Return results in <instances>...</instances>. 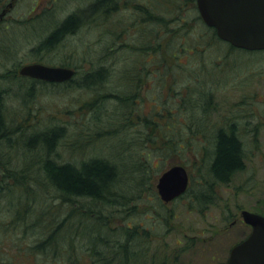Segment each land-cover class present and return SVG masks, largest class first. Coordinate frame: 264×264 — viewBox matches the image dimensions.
<instances>
[{"label": "rangeland", "instance_id": "obj_1", "mask_svg": "<svg viewBox=\"0 0 264 264\" xmlns=\"http://www.w3.org/2000/svg\"><path fill=\"white\" fill-rule=\"evenodd\" d=\"M87 1L18 0L13 7L12 15L19 19L20 31L15 42L18 51L14 59L4 58L5 62H65L75 68L104 67L107 75L98 83L85 85L79 73L65 85L52 86L35 85L24 77L13 76L11 72L0 73V95L6 121L4 128H0V137L3 136L0 139V186L5 187L0 194V264L55 263L52 257L45 259L40 253L31 254L30 250H26L38 239L44 238L50 230H42V227L35 225L21 231L17 220L13 218L17 200H24L19 208L25 212L31 208L34 212L46 210L48 205L54 203L59 215L63 216L69 205L65 201L54 202L56 194L51 186H38L31 177H27L21 184L23 191L19 187L13 192L7 188L12 183L7 175L8 170L32 168L36 160L38 162L41 156L42 159L44 157L42 149L39 151L38 141L36 147H31V151L27 150V138L33 134L39 135L49 127H61L63 135L57 139L54 149V153L58 154L57 160L77 162L94 154L112 158L111 153L120 150L122 142L121 133L115 130L120 129L122 123L128 122L132 126L127 137L131 144L130 155L137 159L136 163L141 164L131 171V178L136 180L128 183L131 190L127 193L128 197L121 200L125 204V212L119 211L120 208L123 209L122 206L117 210L115 205L82 200L80 197L76 198L75 206L80 210L90 207L95 211H102L100 216L108 218L103 223L112 229L126 224H139L137 233L148 235L152 245L159 244L162 248L174 251L177 261L173 264H225L230 247L250 232V227L241 221L240 211L246 209L264 215V54L242 51L239 56L235 52L223 60V45L219 43L208 46L207 43L204 53L185 56L186 52L182 55L177 49L181 41L191 44L196 38V46L205 44L204 39L196 37L202 33L199 24L190 22V26L181 27L174 36L168 31L164 33L166 29L157 26L154 34L157 21L148 20L149 24L137 22L140 21L137 11L139 4L151 5L153 15L164 18L160 25L169 24L166 20L174 18L178 8L174 4H170V8L157 4L153 6L152 4L160 3L152 1L151 4L147 0L128 1V11L133 22L128 28L122 25L109 26L113 19H123L126 12L123 9L117 12L106 11L112 2L108 0L95 12V19L87 17L86 24L76 32H69L51 48L44 47L42 41L48 36V32L39 31V27L44 23H54L53 19L59 20L56 24H61L69 13ZM181 13L188 14L186 11ZM186 28L190 33L184 40L182 36ZM172 36L170 42L169 38ZM186 50L189 51L188 48ZM174 56H179L178 60L173 61ZM128 70L138 78L137 82L131 83L127 79L129 75L125 73ZM20 81L21 84H18ZM186 86L190 92L184 94V100L178 105L181 95L179 90L185 93ZM29 90L32 94H28ZM123 90L135 94L138 100L136 108V103L133 106L125 105L114 97L113 94ZM176 94L177 97L171 96ZM190 94L194 95L195 101H192ZM166 106L180 114L205 115L206 124L201 128L203 134H199V138L191 137V142L186 139L189 134L181 136L185 147L178 148L173 142L170 145L164 140V136L162 140L156 136L155 131H151L148 138H145L147 147L142 148L140 135L132 129L133 124H138L139 116H148L157 107ZM169 108L165 110L166 114H163L162 119L168 115L167 112L173 113ZM90 109L99 116L97 120L92 117ZM173 118L179 119L172 115L169 120ZM173 122L175 121L170 123ZM228 122L235 127L244 142L243 169L234 173L227 183H217L215 191L208 198L213 203H202L204 210L201 213L191 210L194 206L190 203L192 196L163 202L156 188L160 174L173 164H183L189 175L198 177L196 150L201 143L199 140L204 141L203 157L207 155V161L212 159L214 136L219 129L227 128ZM27 133L26 137L19 136ZM85 134L90 137L84 138ZM8 135H12L9 144L18 148L16 155L13 153L14 149L11 150L2 141ZM78 140L82 144L88 140L84 151L75 150ZM176 141H180V138L177 137ZM127 153L129 154L128 151ZM40 179L45 180L42 176ZM27 184L32 186L26 190ZM133 184L134 187L131 186ZM191 186L190 192H193L196 188ZM32 189L33 193L37 192L36 200L19 195ZM134 194L136 195L132 197ZM238 212L239 220L235 225L229 226ZM97 229L101 232L104 228L101 225ZM184 237L193 238L195 244L185 254H181L178 249L187 244ZM63 249L62 256L67 259L64 253L66 248ZM151 249L149 254L153 255L154 246ZM67 253L69 255L68 250ZM161 253L159 250L157 254ZM203 257L209 261L204 263L207 259ZM84 260H88L85 254ZM161 262L162 259L158 256L153 264Z\"/></svg>", "mask_w": 264, "mask_h": 264}, {"label": "trees", "instance_id": "obj_2", "mask_svg": "<svg viewBox=\"0 0 264 264\" xmlns=\"http://www.w3.org/2000/svg\"><path fill=\"white\" fill-rule=\"evenodd\" d=\"M147 1H151V4L152 1H154V3H160L152 4L153 6L157 4L164 8L166 6V8H170L168 6L174 4L175 7L178 8L177 15L174 18L166 20L170 22L169 24L164 23L160 25V23L164 22V18L159 15H153L150 9L151 5L141 7V22L149 24L150 22H147L148 20H163V22L160 21L155 24L154 34L157 31V26H161V29L163 30L166 29L164 30V33L168 31L174 36L181 27L190 26V22H193L194 24L196 23V25L199 24L202 33L196 35V37L197 39H204L203 42L205 44L200 47L196 46V38L191 44H188L186 41H181L177 45V49L182 55L186 52L187 54L185 56L204 53L206 52L205 46H207V43L208 46L219 43L223 45L225 49V53L222 57L223 60H226L235 52L239 53V56H241L242 51L264 54V50L246 51L239 49L238 51L237 48L219 39L215 30L207 27L202 21L194 0ZM182 11H186L188 14H182ZM72 20L73 17H67L61 24V29L69 27ZM170 27L171 29L169 30L168 28ZM189 33V29L186 28L184 30V35L182 36L184 40H186V36ZM54 35L55 33L49 36V39L51 40ZM173 36L169 38L170 42ZM186 48H188L189 51H187ZM178 57L179 56H174L172 58L173 61L176 59L178 60ZM166 68H168V66H166ZM105 71L106 69L104 67H97L94 72L83 74L81 80L85 85L98 83L106 77L107 72ZM184 88L185 93L182 90H179L181 95L179 99L180 103L178 105L184 100V94L190 92L188 86ZM31 90L28 91V94H32ZM203 91L206 92L205 90ZM126 94H130L131 96L126 97ZM113 95L123 104H130L133 106L136 103L135 108L137 107L138 100L136 96H134L135 94H131L129 90H123L120 93ZM171 96L177 97V94ZM190 98L192 101H195L194 95L190 94ZM1 104L2 101L0 99V105ZM167 108L169 107H157L156 111L148 114V116H139L137 120L138 124H133L132 129L134 130V133L140 135L139 137L141 139L142 148L147 147L145 138H148L151 131H155L156 136L160 137L162 140L164 136V140H167L169 144L173 142L174 146L176 144L178 148L185 147V144L182 142L184 138L181 136L189 134L186 139H189L191 142V137L193 138L195 136V138H199V134H203L201 128L203 129L206 124L205 115L195 116L193 113L180 114L171 107L169 109H171L173 113H171V111L167 112L168 115L165 116V119H162L163 114H166L165 110H168ZM90 113L96 120L99 118V116L95 115L93 109H90ZM172 115L178 116L179 119L173 118L169 120ZM172 120L175 122L170 123ZM5 124V118L0 115V128L3 129ZM121 125L122 127L120 129L115 130L116 132L121 133V149L117 152L111 153L112 158L109 156L94 154L88 158H81L77 162L57 160L56 158L58 154L54 153V149L58 141L57 139L61 138L63 135L61 127H49L39 133V135L33 134L30 135V138L28 137L29 139L27 138L29 141V145L26 143L27 150H30L33 146L36 147L35 144L37 143L36 141H38L40 150L42 149V153L44 154L43 159L41 156L39 158L40 160L37 162L36 176L32 178L33 183H36L38 186H42V184L49 187L51 186L50 188H52V191L56 194L54 202L65 201L69 204L65 216H63L61 211L60 213L62 215H59L58 208L54 203L48 205L46 210L41 209L40 211L34 212L31 208L30 211L25 212L19 208V204H22L24 201L19 197L20 199L17 200L18 204L14 207L16 209L13 212V218L17 220L16 223L18 227L22 229L21 231L27 230L29 226L34 227L35 225L42 227V230H50L47 231L44 238L38 239L36 243L27 247L26 250H30L31 254L40 253L45 259L52 257V259L55 260L54 264H153L155 258L158 256L162 259L160 264H173L177 261L174 251H169L166 247L162 248L159 244L152 245L148 239V235L144 233L145 236H142L143 233H137L136 230L139 229V224L133 225L130 228L128 227V224H126L125 226H118L116 229H112L109 225L103 223V221L108 220V218L100 216L102 215V211H95L90 207H84L83 210H80L79 207L75 206L77 203L76 198L80 197L82 200L89 199L91 202L99 201L103 204L109 203L110 206L115 205L117 210L122 206L123 209L120 208L119 211L125 212V204L122 203L121 200L128 197L127 193L131 190L128 183H134L131 180H136L135 178H131V171L135 170L136 165L141 163H136L137 159L130 155L131 144L127 137H129L132 126H130L129 122L122 123ZM226 126L227 128L219 129L214 136V152L212 159L207 161V155L205 158L203 157V150H205V147L202 142L204 141L199 140L201 143L199 144V149L196 150L199 159H197L196 169L199 176L194 178L190 175L189 186L186 192L179 197L184 198L186 196H192L193 199L190 203L194 206L191 210H197L199 213L204 210V205L208 204L207 202L213 203L212 200H208V198L209 195L215 191L214 189L217 186V183H227L234 173L240 171L244 167V142L239 137V132L230 122L226 123ZM2 137L3 136H1L0 139ZM11 137L12 135H8L2 140L10 147H12V145L9 144L11 143ZM83 137L88 138L90 136L85 134ZM177 137L180 138V141H176ZM87 141L88 140L82 144V142L78 140L75 150L81 152L82 149V151H84ZM139 167L140 166L137 168L139 169ZM24 169L26 168H20L18 171H7V175L12 182L9 183L7 187L9 190L11 189L10 191L13 192L17 187L21 190L22 186L20 182L24 183ZM41 176L45 180H41ZM191 185L196 188L193 192H190L192 190ZM31 186L32 185L27 184L26 190ZM131 186L134 187L135 185L133 184ZM3 188L5 189V187ZM3 188L0 186V194L3 191ZM19 195L32 201L37 198V192L33 193V189L26 191L24 195ZM135 195L136 194L132 197ZM202 203H204V205ZM101 225L104 229L100 232L97 228ZM128 229H130V231L127 233H125V231H123V233L112 231ZM184 240L187 244L180 247L178 253L185 254L190 248H192V245L195 244L193 238L184 237ZM152 246H154L153 255L149 254L152 250ZM63 248H66L64 253H66L67 259H64L62 256ZM20 250H22L21 247ZM67 250L70 256L68 255ZM159 250L162 252L161 255L157 254ZM84 254L88 260H84ZM203 259L206 260L207 258L203 257ZM210 260H212V257ZM208 261L209 259L204 263H207Z\"/></svg>", "mask_w": 264, "mask_h": 264}, {"label": "water", "instance_id": "obj_3", "mask_svg": "<svg viewBox=\"0 0 264 264\" xmlns=\"http://www.w3.org/2000/svg\"><path fill=\"white\" fill-rule=\"evenodd\" d=\"M200 16L214 27L219 38L245 50L264 49V0H196ZM20 74L52 82L69 80L74 70L42 63L25 64ZM189 183V174L181 164L164 170L156 188L160 199L168 202L182 195ZM242 220L251 226L248 235L234 244L226 264H264V215L241 210Z\"/></svg>", "mask_w": 264, "mask_h": 264}, {"label": "flooded vegetation", "instance_id": "obj_4", "mask_svg": "<svg viewBox=\"0 0 264 264\" xmlns=\"http://www.w3.org/2000/svg\"><path fill=\"white\" fill-rule=\"evenodd\" d=\"M106 1H108V0H88L86 3L81 5V7L76 9L74 12L69 13L63 19V21L69 16L75 17L76 15H78L82 12L86 13V17L92 16L94 18L95 12L99 11L101 6L103 7V4H105L104 2H106ZM111 1L112 2L109 5L110 7L108 9H105L106 11L117 12V11L123 9L126 12V14H125V17L123 19H118L117 21H116V19H113L112 22L110 21L109 26L115 27V25H122L123 27H129L133 23L131 20V17H130V11H128V10H130V8L128 6L129 0H111ZM17 2H18V0H0V73H10L11 72L13 76L24 77V78L32 81V83L35 85L42 84V85L55 86V85H59V84L65 85L68 81L52 82V81H47V80L37 78V77H32V76H28V75H21L19 72L20 68L23 65L29 64V63H42V64L49 65V66H63V67L72 68L74 70V76H76L79 73H81V75H83L86 73L94 72L96 70V68H93V67H83V66L75 68L72 65L66 64L65 62H60V63H56V64L47 63V62L41 61V60H33V61L26 62L23 64H21L19 62L17 64H15L14 62H5L3 60L4 58L14 59V57L18 51V47H17L15 42H16V38L18 36V32L20 31V28L18 27L19 26V19L13 17V15H12L13 7L15 6V4ZM194 2L196 4V0H194ZM139 6L140 7L137 8V11H138L139 19H140V16L142 15L140 9H141V7H145L146 5H144L142 3V4H139ZM196 7H197V4H196ZM150 8H152V7H150ZM135 20H136V18H134V21ZM63 21L61 22V24L63 23ZM156 21H157L156 23H158L160 21L163 22V20H160V19H157ZM137 22H141V21H137ZM151 22H153V21H151ZM61 24H59V25H61ZM56 32H57V28L52 30L51 33L54 34ZM10 34H11V38H9ZM8 42H10V43L8 44ZM9 64H10V66H9ZM237 217H238V219H237ZM226 219H227V217H226ZM216 220H217V218H216ZM238 220H239V212H238L237 216L235 218H233L232 221H230L229 226L235 225ZM131 226H132L131 224H128L129 228ZM127 231H130V230H127Z\"/></svg>", "mask_w": 264, "mask_h": 264}, {"label": "bare ground", "instance_id": "obj_5", "mask_svg": "<svg viewBox=\"0 0 264 264\" xmlns=\"http://www.w3.org/2000/svg\"><path fill=\"white\" fill-rule=\"evenodd\" d=\"M86 19H87L86 13L82 12V13L76 15L75 17H73V20L71 21V24L69 25V27H65L63 29H61L62 28L61 25L56 24L59 21L57 19H53L54 23H51V24L50 23H48V24L47 23H44L42 27L41 26L39 27L40 28L39 31H41V32H46L47 31L48 32V36L44 39V41H42V44L45 45L44 47H47V48L53 47L54 46V43H56V44L59 43V41L62 40L63 37H65L69 32L70 33H74L79 28H81L83 25H85L86 24ZM55 28H57V32L55 33L54 37L51 38V40H50L49 39L50 38L49 36L53 35L51 32ZM6 74H8V73H6ZM125 74L127 76L129 75V77H127V79L131 83L132 82L133 83L137 82V79L138 78L134 76V74H133L132 71L128 70ZM18 84H21V81ZM0 99L2 100L1 97H0ZM0 115H1V117H5V108H4V106L2 104L0 105ZM27 135H28V133L27 134H20L19 136L20 137H26ZM12 149H14V152L13 153H14V155H16V152H17L18 148L11 147V150ZM29 151H31V150H29ZM39 151H40V149H39ZM18 164H20V163H18ZM20 167H21V165H20ZM23 168H25V167H23ZM12 170L18 171L15 168L12 169ZM23 171H24V174H25L24 182H25V180H26L27 177H31V178L35 177L36 176V172H37V160L35 161V166L34 167H32V168H29L28 167V168L24 169ZM30 171H31V173L33 175L30 174ZM20 184H23V183L20 182Z\"/></svg>", "mask_w": 264, "mask_h": 264}]
</instances>
